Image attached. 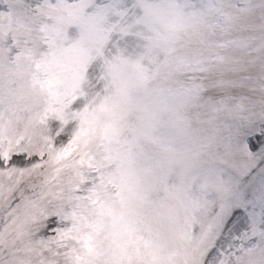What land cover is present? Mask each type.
Instances as JSON below:
<instances>
[{"label": "snow or ice", "instance_id": "1", "mask_svg": "<svg viewBox=\"0 0 264 264\" xmlns=\"http://www.w3.org/2000/svg\"><path fill=\"white\" fill-rule=\"evenodd\" d=\"M0 264H264V0H0Z\"/></svg>", "mask_w": 264, "mask_h": 264}]
</instances>
